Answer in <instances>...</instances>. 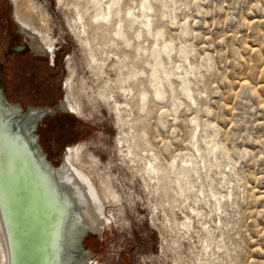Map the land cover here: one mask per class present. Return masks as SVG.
Here are the masks:
<instances>
[{
  "label": "rangeland",
  "instance_id": "rangeland-1",
  "mask_svg": "<svg viewBox=\"0 0 264 264\" xmlns=\"http://www.w3.org/2000/svg\"><path fill=\"white\" fill-rule=\"evenodd\" d=\"M33 1L50 27L53 62L33 53L25 36L9 21L14 6L10 0H0V90L6 101L23 111L32 106L53 111L34 132L53 167L63 164L68 146L81 144L86 149L82 161L100 181L114 177L121 183L116 187L123 197V209L111 204L119 224L110 219L101 236L88 232L81 240V250L94 260L92 264H185L191 247L197 245L196 239L183 241L177 235L176 223L183 220V214L171 209V191L160 198L149 194L135 170L130 171L117 154L121 126L105 101L108 95L129 111L123 134L126 142L138 154L154 152L163 169L176 156L175 160L187 158L197 121L203 137L217 138L224 149L220 163L227 177L218 190L235 195L233 204L229 201L226 207L225 255L218 264H264V0H152L154 25L160 26L164 41L175 46L174 61L180 64L176 68L183 64L177 52L180 48L188 51L197 76L192 77L197 80L193 86L196 105L189 104L180 92L161 102L153 100L150 71L129 49H125L129 58L116 49L117 56L108 55L101 68L89 64L84 50L87 42L103 59L102 53L109 52L113 43L105 27L74 25V7L80 0ZM125 1L134 7L140 0ZM169 3L175 5L173 15L166 8ZM122 60L132 64L128 70L137 73L143 85L129 79L127 97L118 90L122 78L117 70ZM69 78L74 81L73 97L83 107L79 114L58 111ZM142 91L149 94L150 103L140 111ZM173 100L184 103L177 115ZM218 173L214 178H219ZM168 219L176 231L168 228Z\"/></svg>",
  "mask_w": 264,
  "mask_h": 264
},
{
  "label": "bare ground",
  "instance_id": "bare-ground-1",
  "mask_svg": "<svg viewBox=\"0 0 264 264\" xmlns=\"http://www.w3.org/2000/svg\"><path fill=\"white\" fill-rule=\"evenodd\" d=\"M80 1L81 4L74 7L77 18L74 25L86 23L88 27L98 26L96 29L105 27L113 43L109 52L102 53L105 54L103 59L89 49L87 42L84 50L88 51L89 64L101 68L108 55L114 54L116 49L129 58L125 50L129 49L134 59L139 58L138 62L150 71L148 84L152 89L153 100L161 102L180 92L189 104L192 102L196 105L193 86L197 80L192 79L196 74L188 51L180 48L177 52L183 64L176 68L179 63L176 65L174 61L175 46L165 42L160 26L154 25L152 0H140L134 7L125 0ZM10 2L14 6L11 19L14 27L25 36L33 53L52 60L54 41L40 6L33 0ZM173 4H167L166 7L172 15L175 9ZM88 12L91 20L89 24L86 22ZM84 32L89 36L86 29ZM146 44H149L148 48ZM130 62L122 60L117 70L122 78L118 82V90L121 96L127 94L126 97L130 95L127 93L129 79H137V84L143 87L137 73L128 70L129 65H132ZM122 69H126L127 73L123 74ZM64 84L65 99L61 102V111L81 113L82 104L73 97L74 81L69 78ZM148 95L145 91L140 92V111L150 103ZM115 100L111 95L105 97L114 112L115 121L121 126L117 127L121 129L116 139L117 154L127 168L131 167L130 171L135 170V176L149 194L160 198L163 193L171 191V209H179L183 220L175 222L177 231L173 229L174 222L166 220L168 228L173 227L183 241L196 239L197 245L190 248L188 259L185 257L187 261L182 262L220 263L225 252L226 207L229 201L233 204L235 195L233 191L224 195L218 190L227 177L220 163L224 149L216 142L217 138L203 137V128L195 121L187 158L175 160L176 156L163 169L154 152L150 150L138 154L126 142L123 134L130 117L129 111L126 105ZM8 103L0 90V264H92L94 260L81 250V240L88 232L101 236L105 226L111 223L110 219L119 224L111 204L123 209V197L118 188L122 186L121 183L114 177L100 181L92 168L82 161L86 149L81 144L68 146L63 155V164L53 167L45 154L35 148L34 133L27 134L26 127H20L19 139L13 137L10 124L17 112ZM171 104L174 115L184 105L176 104L175 100ZM164 151L168 152L167 148ZM88 159L94 162L92 158ZM217 173L219 178H214ZM116 184L119 185L116 187ZM18 237L20 241L17 242Z\"/></svg>",
  "mask_w": 264,
  "mask_h": 264
},
{
  "label": "water",
  "instance_id": "water-1",
  "mask_svg": "<svg viewBox=\"0 0 264 264\" xmlns=\"http://www.w3.org/2000/svg\"><path fill=\"white\" fill-rule=\"evenodd\" d=\"M11 106H14L16 109V116L13 118V120L11 121L10 124V130L13 131V137L17 140L19 139L20 136V127L24 126L26 127V133H34L37 130V126L40 122V120L53 113V111L51 110H46V109H40V108H33V107H27L26 110H22V108L17 105V104H11L8 103ZM59 109H61L59 107ZM35 136L34 139V144H35V148L41 152L40 147L37 145V136L35 134H33ZM20 241L19 237L17 239V242ZM17 242H16V246H17ZM88 253V252H87Z\"/></svg>",
  "mask_w": 264,
  "mask_h": 264
},
{
  "label": "flooded vegetation",
  "instance_id": "flooded-vegetation-1",
  "mask_svg": "<svg viewBox=\"0 0 264 264\" xmlns=\"http://www.w3.org/2000/svg\"><path fill=\"white\" fill-rule=\"evenodd\" d=\"M9 21H11V17L9 18ZM14 32V31H13ZM15 51H17V52H20L19 50H15ZM22 51V50H21ZM34 57H36V56H34ZM52 62H53V59L51 60ZM33 107V106H32ZM27 108V107H26ZM26 108H25V110H26ZM34 108H39V107H34ZM40 109H44V108H40ZM58 111L59 112H61L60 110H59V108H58ZM52 114H54V113H52ZM52 114H50V115H52ZM50 115H47V116H50ZM44 118V117H43Z\"/></svg>",
  "mask_w": 264,
  "mask_h": 264
},
{
  "label": "trees",
  "instance_id": "trees-1",
  "mask_svg": "<svg viewBox=\"0 0 264 264\" xmlns=\"http://www.w3.org/2000/svg\"><path fill=\"white\" fill-rule=\"evenodd\" d=\"M40 126H41V125L39 124V125H38V128H39ZM39 139H40V138H39Z\"/></svg>",
  "mask_w": 264,
  "mask_h": 264
}]
</instances>
